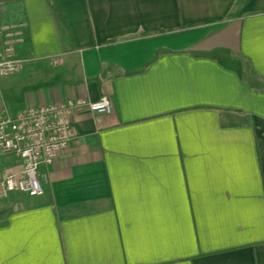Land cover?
<instances>
[{
	"label": "crops",
	"instance_id": "crops-1",
	"mask_svg": "<svg viewBox=\"0 0 264 264\" xmlns=\"http://www.w3.org/2000/svg\"><path fill=\"white\" fill-rule=\"evenodd\" d=\"M2 59L0 116L113 111L0 196V264H264V0H0Z\"/></svg>",
	"mask_w": 264,
	"mask_h": 264
},
{
	"label": "built area",
	"instance_id": "built-area-1",
	"mask_svg": "<svg viewBox=\"0 0 264 264\" xmlns=\"http://www.w3.org/2000/svg\"><path fill=\"white\" fill-rule=\"evenodd\" d=\"M23 61L0 60V76L17 72ZM96 114H110L112 104L107 97L97 102L68 100L61 104L31 107L15 116H0V155H13L23 164L19 175L5 176L0 180V196L22 193L31 197L44 194L40 169L58 159L74 138L72 115L79 109Z\"/></svg>",
	"mask_w": 264,
	"mask_h": 264
}]
</instances>
